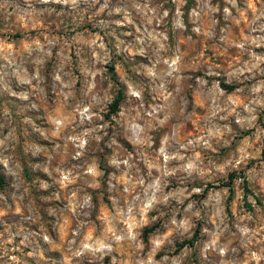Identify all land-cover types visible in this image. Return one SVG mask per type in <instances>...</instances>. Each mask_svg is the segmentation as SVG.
I'll return each mask as SVG.
<instances>
[{
    "label": "rangeland",
    "instance_id": "rangeland-1",
    "mask_svg": "<svg viewBox=\"0 0 264 264\" xmlns=\"http://www.w3.org/2000/svg\"><path fill=\"white\" fill-rule=\"evenodd\" d=\"M0 177V264H264V0H0Z\"/></svg>",
    "mask_w": 264,
    "mask_h": 264
},
{
    "label": "trees",
    "instance_id": "trees-1",
    "mask_svg": "<svg viewBox=\"0 0 264 264\" xmlns=\"http://www.w3.org/2000/svg\"><path fill=\"white\" fill-rule=\"evenodd\" d=\"M219 86L223 90H226V91H231V90L234 89L233 86L224 84L222 82L219 83ZM121 100H122V91L121 90H118L117 95L113 99V102L110 104V113L114 114V113L118 112L119 107H120V104H121ZM233 176H234L233 174H231L229 176V181L227 182V185H226L228 188L230 187V185L232 183ZM2 185H3V177H0V188L2 187ZM197 237H198V231H196L193 234V236H192L191 239L184 241L180 246L181 247H183L185 245L192 246L195 243Z\"/></svg>",
    "mask_w": 264,
    "mask_h": 264
}]
</instances>
